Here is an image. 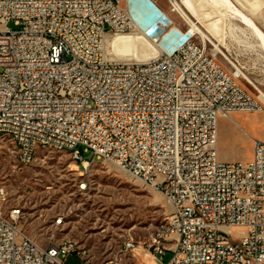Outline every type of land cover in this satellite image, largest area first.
Instances as JSON below:
<instances>
[{"label": "built area", "instance_id": "obj_1", "mask_svg": "<svg viewBox=\"0 0 264 264\" xmlns=\"http://www.w3.org/2000/svg\"><path fill=\"white\" fill-rule=\"evenodd\" d=\"M145 1L151 11L137 0H0V136L17 144L22 165L39 147L66 151L85 171L111 162L164 194L173 211L150 243L161 264H264V142L255 140L249 162L219 153L220 120L263 112L264 102L217 62L209 41L171 23L154 31L156 44L171 33L155 59L110 60L107 37L136 28L131 5L144 25L167 18ZM24 218L0 209V264L83 258L71 241L40 245L21 229ZM135 250L128 241L105 264H141Z\"/></svg>", "mask_w": 264, "mask_h": 264}, {"label": "rangeland", "instance_id": "obj_2", "mask_svg": "<svg viewBox=\"0 0 264 264\" xmlns=\"http://www.w3.org/2000/svg\"><path fill=\"white\" fill-rule=\"evenodd\" d=\"M209 1L225 19L221 40L206 32L214 43L208 42V52L230 74L245 76L239 83L253 97L264 96V38L253 32L256 28L264 32V0H258L261 8L255 15L246 13L233 0H225L226 5ZM155 2L172 26L191 30L170 0ZM195 14H190L191 18L205 31ZM9 27L18 29L13 23ZM136 33L141 32L135 28L127 34ZM169 40L163 38L165 47ZM113 61L126 62L118 58ZM219 129L221 160L249 162L254 158L255 140L264 142V111L222 118ZM0 187L8 192L7 202L0 200V209L20 208L25 216L21 229L40 245L71 241L76 251L82 252L83 258L70 254L66 264H105L119 256L128 241L136 244L133 253L138 263L161 264L150 253V243L173 207L164 194L114 163L94 161L85 171L69 152L39 147L34 161L22 165L17 145L11 138L0 136ZM61 217L64 222L57 225ZM171 256L168 254L164 261Z\"/></svg>", "mask_w": 264, "mask_h": 264}, {"label": "bare ground", "instance_id": "obj_3", "mask_svg": "<svg viewBox=\"0 0 264 264\" xmlns=\"http://www.w3.org/2000/svg\"><path fill=\"white\" fill-rule=\"evenodd\" d=\"M233 1L240 8H242L246 13L251 14V15L257 14L259 9L261 8L258 0H233ZM216 2L225 4V5L227 4L225 0H216ZM137 3L142 5V7L146 11H151L149 10L150 8L148 7L147 2L145 0H137ZM131 9L133 11V20H134L135 27L141 33L109 35L106 40L107 56L112 61H113V58H118V59L125 60L126 62L136 61L137 63H145V62L155 59L157 55L166 48L163 45V38L168 40L170 39V36H171V34L169 33L162 34L159 42L156 44L155 36L149 35L150 36L149 37L148 33L149 32L154 33V31L157 30L159 23L167 24L169 23V20L167 18H163L162 16H157L149 24L144 25L142 23V18L137 13L134 5L133 6L131 5ZM175 9L179 11L183 19L190 25L191 32L198 33L202 38H204L207 42L209 41L213 45L214 43L207 36V33H209L212 37L216 36L217 38L221 40L220 29H221V25H223V21L225 17L224 15L220 13L219 8L215 4H213L209 0H180L178 4H176ZM226 11H228V9H226ZM194 12H197V13L195 14ZM236 13L238 14V12ZM190 14L192 15L195 14L196 16H198L200 21L203 22V28L205 29V31L197 27L196 23L193 21ZM242 15H246V14H242ZM253 32L264 38V32L261 29L256 28ZM261 99L264 102V96L262 94H261ZM93 162L94 161H91V164Z\"/></svg>", "mask_w": 264, "mask_h": 264}, {"label": "crops", "instance_id": "obj_4", "mask_svg": "<svg viewBox=\"0 0 264 264\" xmlns=\"http://www.w3.org/2000/svg\"><path fill=\"white\" fill-rule=\"evenodd\" d=\"M150 1H153L157 6H159L156 2H155V0H150ZM220 153V152H219ZM220 158H221V155H220Z\"/></svg>", "mask_w": 264, "mask_h": 264}]
</instances>
